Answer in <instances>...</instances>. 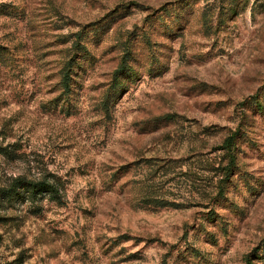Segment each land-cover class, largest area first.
Returning <instances> with one entry per match:
<instances>
[{
	"label": "rangeland",
	"instance_id": "obj_1",
	"mask_svg": "<svg viewBox=\"0 0 264 264\" xmlns=\"http://www.w3.org/2000/svg\"><path fill=\"white\" fill-rule=\"evenodd\" d=\"M18 180L60 198L4 202ZM19 256L264 264V0H0V264Z\"/></svg>",
	"mask_w": 264,
	"mask_h": 264
},
{
	"label": "trees",
	"instance_id": "obj_2",
	"mask_svg": "<svg viewBox=\"0 0 264 264\" xmlns=\"http://www.w3.org/2000/svg\"><path fill=\"white\" fill-rule=\"evenodd\" d=\"M72 68H73V65L71 63H67V65L62 70L61 86L63 87L64 91H66V92H69L71 90L72 78H71L70 74L72 73ZM114 74L117 76H121V75H124L126 77L130 76V72L129 73L127 72L126 61H124V60L122 61V63L116 69ZM232 140H233V136H230L225 140V144H224L225 146L223 149L226 150L227 153H229L231 150ZM232 163H230V164H232ZM227 174H228V171H227ZM24 187H27V189H28L27 193H29L28 198H30V199L36 198L37 195H39L42 192L48 193L50 195V197H53L55 199L60 198V196L57 195V193H56V189L52 185H48L45 182L33 184V183H25L23 180H18L15 182V185H13V188L11 190L1 194L2 200L4 202H12V201L17 200L19 197V190L18 189H23ZM24 195L22 194L21 197H24ZM8 264H24V260L22 259L21 256H19V257H16L15 259H13Z\"/></svg>",
	"mask_w": 264,
	"mask_h": 264
}]
</instances>
